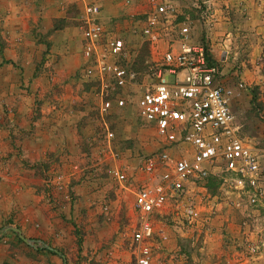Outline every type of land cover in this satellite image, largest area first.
Returning <instances> with one entry per match:
<instances>
[{
    "label": "rangeland",
    "instance_id": "rangeland-1",
    "mask_svg": "<svg viewBox=\"0 0 264 264\" xmlns=\"http://www.w3.org/2000/svg\"><path fill=\"white\" fill-rule=\"evenodd\" d=\"M81 1L0 0V264L17 257L54 264L43 248L62 252L65 264H135L131 206L141 176L135 171L129 188L119 190L99 164L100 102L79 75L85 6L98 5L110 19L109 31L125 39L128 70L137 83L152 75L172 32L167 26L156 48L132 32L159 0ZM169 1L195 40L215 55L226 54L228 83L241 85L244 100L235 108V123L264 150V0ZM106 122L115 133L119 163L131 170L162 148L153 130L137 120L132 98L123 109L113 108ZM62 123L75 140H69V152L36 147L34 138L45 141L43 126ZM262 186L256 205L239 210L218 179L190 186L185 199L198 207L200 218L188 224L175 209L155 217V229L165 230L168 240L155 235L151 264H227L226 257L230 264H264V167ZM105 203L113 211L110 220L102 214Z\"/></svg>",
    "mask_w": 264,
    "mask_h": 264
},
{
    "label": "built area",
    "instance_id": "built-area-1",
    "mask_svg": "<svg viewBox=\"0 0 264 264\" xmlns=\"http://www.w3.org/2000/svg\"><path fill=\"white\" fill-rule=\"evenodd\" d=\"M121 1L131 4L135 0ZM176 16L173 2L159 0L132 30L151 48L163 42L167 26L172 32L152 75L137 83L128 70L131 50L125 39L109 31L98 5L88 4L84 10V67L79 75L81 82L95 89L100 102L99 164L119 190L129 188L135 171L141 176L134 191L136 218L130 234L135 264H151L155 234L161 241L168 240L165 230L155 229V217L175 209L188 224L200 218L198 207L185 199L190 186L218 179L228 188L237 210L256 205L263 193L264 150L243 137L234 122L232 103L241 85L225 84L222 62ZM131 98L137 118L162 143L158 152L144 155L133 170L119 163L120 155L112 149L115 133L106 122L113 108L123 109ZM102 214L105 220L112 217L107 203Z\"/></svg>",
    "mask_w": 264,
    "mask_h": 264
},
{
    "label": "crops",
    "instance_id": "crops-1",
    "mask_svg": "<svg viewBox=\"0 0 264 264\" xmlns=\"http://www.w3.org/2000/svg\"><path fill=\"white\" fill-rule=\"evenodd\" d=\"M19 1H21V0H19ZM22 1L29 2V1H34V0H22ZM83 1L84 0H82L81 2H83ZM100 1H104V3L105 2H112L110 0H100ZM137 2H138V0H135L134 1V3H137ZM105 18H106V20L110 21V19H108L109 17L103 16V19L104 20H105ZM107 24L108 23L106 22V26H107ZM212 54H213V57L215 58L216 61L222 62V64L220 66L223 69V64L225 62L223 61L224 59H222V56L221 55H215L213 52H212ZM227 75H228V72H225L224 71V82H225V84L227 86H232V84L229 85V83H228ZM132 88H130V89L132 90ZM241 102L243 103L244 100L241 101V99L239 100V97H237V99L232 103L233 110H234V115H235V108L237 106L238 107H241ZM136 117H137V115H136ZM52 118L53 117L51 116V119ZM137 120H139V119L137 118ZM139 122H142V121L139 120ZM234 122H235V116H234ZM58 124H54V126H52V124H46L45 126H43L42 131H44L43 134H44L45 141L42 142L43 140L42 141H39L40 139L34 138L35 141H36V147H39L40 146L42 148H47V149H53V148H55V149L60 148L61 149V148H66V149H68L67 151L69 152V148L71 146L70 145L69 148H68L69 140H71L72 144L75 143V140H72L71 139V134L70 133H71L72 129H71L70 126H66L65 123L64 124L62 123L63 125L60 126V127H58ZM146 126H148V125H146ZM133 201H134V195H133ZM131 209H132V220H131L130 223H131V227H132L133 226V223L135 221V218H136V214H135V211H134V208H133V202H132ZM25 230H26V233H28L27 232V229H25ZM21 231L24 233V227H23V229ZM39 250L41 251V249H39ZM41 257H44V256L42 255ZM52 257H53V260L52 261H53L54 264H65V261H63V259H61V258H59L57 256H54V255H52ZM224 260L227 262V264H230L231 263L229 261V258H227V257ZM7 261L9 262V264H44L43 263V259L38 260V261H34V262H30V261H26V260H23V259H19L17 257V259H11V258H9V259H7Z\"/></svg>",
    "mask_w": 264,
    "mask_h": 264
},
{
    "label": "trees",
    "instance_id": "trees-1",
    "mask_svg": "<svg viewBox=\"0 0 264 264\" xmlns=\"http://www.w3.org/2000/svg\"><path fill=\"white\" fill-rule=\"evenodd\" d=\"M208 180H211V181H212L213 178H209ZM41 250H44V251H46L47 253L52 254V255H54V256H57V257L63 259V261H65V258H64L63 253L60 252V251H58V250H56V249H52V248H43V249H41Z\"/></svg>",
    "mask_w": 264,
    "mask_h": 264
},
{
    "label": "water",
    "instance_id": "water-1",
    "mask_svg": "<svg viewBox=\"0 0 264 264\" xmlns=\"http://www.w3.org/2000/svg\"><path fill=\"white\" fill-rule=\"evenodd\" d=\"M225 55H226L225 53L222 54V59L225 58ZM12 230H14L15 232H17L18 236H19L22 240H24L25 242L29 243V241H27L25 238L22 237V235H21V231H20L19 229L12 228Z\"/></svg>",
    "mask_w": 264,
    "mask_h": 264
}]
</instances>
